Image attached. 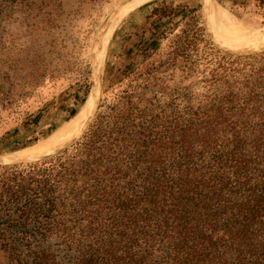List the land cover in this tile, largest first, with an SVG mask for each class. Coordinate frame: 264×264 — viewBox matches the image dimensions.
I'll return each instance as SVG.
<instances>
[{
	"label": "trees",
	"instance_id": "trees-1",
	"mask_svg": "<svg viewBox=\"0 0 264 264\" xmlns=\"http://www.w3.org/2000/svg\"><path fill=\"white\" fill-rule=\"evenodd\" d=\"M202 60L198 93L122 91L60 155L0 166L8 264H264V52Z\"/></svg>",
	"mask_w": 264,
	"mask_h": 264
},
{
	"label": "rangeland",
	"instance_id": "rangeland-1",
	"mask_svg": "<svg viewBox=\"0 0 264 264\" xmlns=\"http://www.w3.org/2000/svg\"><path fill=\"white\" fill-rule=\"evenodd\" d=\"M119 1L0 0V84L15 98L1 111L0 138L9 131L12 135L0 141V156L14 155L47 138L88 101L97 72V34ZM212 1L239 22L264 28V0ZM203 6L204 0H153L119 19L98 69L93 117L83 134L65 150L84 135L103 103L122 91H134L143 101L141 106H163L175 95L185 94L184 88L199 92L200 75L184 71L185 60L203 59L200 68L222 57L244 58L264 52L235 56L220 50L206 30L209 23L205 6L202 16ZM159 7L164 13L152 11ZM35 138L37 141L29 146L10 149L14 142ZM40 162L0 166L21 168ZM8 263V251L0 239V264Z\"/></svg>",
	"mask_w": 264,
	"mask_h": 264
},
{
	"label": "bare ground",
	"instance_id": "bare-ground-1",
	"mask_svg": "<svg viewBox=\"0 0 264 264\" xmlns=\"http://www.w3.org/2000/svg\"><path fill=\"white\" fill-rule=\"evenodd\" d=\"M151 1L153 0H120L107 15L104 25L95 42L96 46L98 41L99 48L98 59L95 61V68L97 71H95V83L97 79L98 69L103 58L104 49L107 44V40L116 23L126 13H129L130 11H133L138 7L142 6L143 4ZM204 6L206 18L209 23L207 24L210 27L211 34L222 45L231 50L220 46L212 38L207 27L208 25L206 26L203 20V23L206 26V30L215 45L225 51L236 54L253 53L264 49V28L249 26L239 22L235 18L229 16L224 9H218L214 5L212 0H204ZM204 6L202 8V16L204 13ZM111 14L112 17H110ZM95 87H97V84L95 85ZM90 92L92 93L88 101L74 115V117L70 118L65 123H63V125L59 127L56 132L52 133L47 138L37 142L35 145L16 152L14 155L2 157L0 159V163L36 160L42 156L49 155L50 153L54 152L56 148H61L73 138H75L85 127L96 101L97 90L91 87Z\"/></svg>",
	"mask_w": 264,
	"mask_h": 264
},
{
	"label": "water",
	"instance_id": "water-1",
	"mask_svg": "<svg viewBox=\"0 0 264 264\" xmlns=\"http://www.w3.org/2000/svg\"><path fill=\"white\" fill-rule=\"evenodd\" d=\"M116 5V4H115ZM113 8V7H112ZM112 10V9H111ZM107 17V16H106ZM105 20H106V18H105ZM105 20L103 21V23H102V25L100 26V28H99V31H98V34H97V37H98V35H99V33H100V31H101V29H102V27H103V25H104V22H105ZM217 46V45H216ZM218 47V46H217ZM220 50H222L224 53H226V54H229V55H235V56H248V55H253V54H255V53H258V52H261V51H264V49L263 50H260V51H258V52H253V53H243V54H236V53H232V52H228V51H225V50H223V49H221L220 47H218ZM95 69V68H94ZM94 80H93V82H92V87H93V85H94ZM97 84V87H96V90H97V94H98V89H99V85H98V79H96V83H95V85ZM97 100H98V98L96 97V101H95V104H94V107H93V110H92V113H91V115L89 116V119H88V121H87V123H86V125H85V127L82 129V131L75 137V138H73L71 141H69L66 145H64V146H62L61 148H59V149H57V150H55L54 152H52V153H50L49 155H45V156H42V157H40V158H38V159H36V160H31V161H17V162H12V163H24V162H39V161H44L45 159H48V158H50V157H53V156H55V155H58L59 153H61L63 150H65L68 146H70L72 143H74L82 134H83V132L85 131V129L87 128V126H88V124L90 123V121H91V119H92V117H93V113H94V111H95V109H96V106H97ZM2 157H5V156H0V159L2 158ZM0 164H2V163H0Z\"/></svg>",
	"mask_w": 264,
	"mask_h": 264
}]
</instances>
